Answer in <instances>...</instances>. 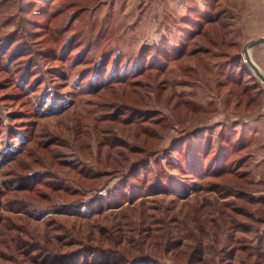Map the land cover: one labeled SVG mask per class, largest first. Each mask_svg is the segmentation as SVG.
<instances>
[{
	"label": "rangeland",
	"instance_id": "1",
	"mask_svg": "<svg viewBox=\"0 0 264 264\" xmlns=\"http://www.w3.org/2000/svg\"><path fill=\"white\" fill-rule=\"evenodd\" d=\"M263 4L0 0V264H264Z\"/></svg>",
	"mask_w": 264,
	"mask_h": 264
},
{
	"label": "water",
	"instance_id": "2",
	"mask_svg": "<svg viewBox=\"0 0 264 264\" xmlns=\"http://www.w3.org/2000/svg\"><path fill=\"white\" fill-rule=\"evenodd\" d=\"M262 44H264V36L257 38L255 40H251L243 47L242 54H243L244 62L247 64L251 72L254 74V76L259 80V82L264 87V75L261 73L258 67L254 64L250 56L251 50Z\"/></svg>",
	"mask_w": 264,
	"mask_h": 264
},
{
	"label": "crops",
	"instance_id": "3",
	"mask_svg": "<svg viewBox=\"0 0 264 264\" xmlns=\"http://www.w3.org/2000/svg\"><path fill=\"white\" fill-rule=\"evenodd\" d=\"M259 2H261V1H259ZM259 2H258V4L256 3L255 5H256V6H259ZM253 4H254V3H253ZM263 5H264V4H263ZM261 9H263V11L260 13V16L263 17V19H264V6H261ZM252 26H255V25L252 24Z\"/></svg>",
	"mask_w": 264,
	"mask_h": 264
},
{
	"label": "trees",
	"instance_id": "4",
	"mask_svg": "<svg viewBox=\"0 0 264 264\" xmlns=\"http://www.w3.org/2000/svg\"><path fill=\"white\" fill-rule=\"evenodd\" d=\"M263 208H264V205H263ZM262 214H264V209H262Z\"/></svg>",
	"mask_w": 264,
	"mask_h": 264
}]
</instances>
